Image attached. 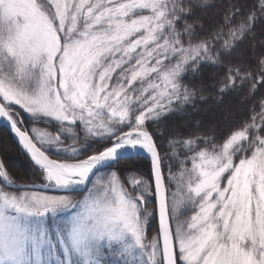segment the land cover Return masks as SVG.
Masks as SVG:
<instances>
[{"label": "snow or ice", "instance_id": "1", "mask_svg": "<svg viewBox=\"0 0 264 264\" xmlns=\"http://www.w3.org/2000/svg\"><path fill=\"white\" fill-rule=\"evenodd\" d=\"M215 7L0 0V118L54 193L0 161V264H264V0ZM209 94L247 117L207 127Z\"/></svg>", "mask_w": 264, "mask_h": 264}, {"label": "trees", "instance_id": "2", "mask_svg": "<svg viewBox=\"0 0 264 264\" xmlns=\"http://www.w3.org/2000/svg\"><path fill=\"white\" fill-rule=\"evenodd\" d=\"M213 2L216 5L215 9H210L208 12L203 14V16L206 20L210 17L211 18H219L220 13L223 9V6L227 2V0H213ZM259 32H264V26H262L258 30V35H259ZM215 75H216V73H214V72L210 73L208 76V79L211 80V78ZM239 99L240 98L238 96H230V97H226L221 104H215L214 103V94H209L208 104L201 106V111L197 114V119L204 122L207 127H215L218 124L222 125L225 122H222L220 120V118L218 117V115L216 116L217 113L215 110L219 109L220 107H222L226 104L232 105V104H234L235 100H239ZM248 111H249L248 107L245 105V103H243V105L240 107V111H232V116L229 119H231L233 121H238L240 119L246 118L248 115ZM210 115H212V117H214V118H211V120L213 121V124H212V121L209 120ZM24 120L28 124H31V122H29V120H26V118H24ZM216 120H217V122H216ZM53 129L54 128L52 126V128L50 130L53 131ZM66 142L71 143L70 138H66ZM57 156H60V155L56 154L53 157H57ZM15 159L19 162L18 165L15 163V161H14ZM180 159H181L180 157H177L176 160H172V161H175L174 162L175 164H173V166L170 163L171 161H165V164L171 165V167H172L171 170L173 173H175L178 170V168L176 167V165H177L176 161H179ZM10 160H11V162H10ZM140 160H143V159H140ZM0 161L4 162L6 165V168L10 169L11 172L14 174L15 185H21V186L33 185V184H31V179H32V177H35V176H34L33 168L31 166L30 162L20 152V150L18 149L16 144L12 141L10 135L4 129L0 130ZM141 166L145 168V171L147 170L146 165H141ZM165 175L166 176L168 175L167 169L165 170ZM172 190H175V189L173 188Z\"/></svg>", "mask_w": 264, "mask_h": 264}, {"label": "rangeland", "instance_id": "3", "mask_svg": "<svg viewBox=\"0 0 264 264\" xmlns=\"http://www.w3.org/2000/svg\"><path fill=\"white\" fill-rule=\"evenodd\" d=\"M243 103L244 102H242L240 99L239 100H235V102H234V104H232V105H230V104H226V105H224V106H222V107H220L219 109H217V110H215L216 111V116L218 115V117L220 118V120L222 121V122H226L231 116H232V111H240V107L243 105ZM213 115V114H212ZM212 115H210V118H209V120H211V118H214V117H212ZM24 118H26V120H29V122H31L32 121V118L28 115V114H24ZM212 121V120H211ZM41 122H43V120L41 121ZM216 122H217V120H216ZM215 123V122H214ZM48 124H51L52 126H53V131H55L56 129H57V127H58V125H57V123L55 122V121H51V122H49ZM212 124H213V121H212ZM95 146V142H93L90 146H89V148H86V149H84V151H88V150H90L92 147H94ZM91 147V148H90ZM60 156L61 155H63V154H61V153H58ZM139 158L140 159H143V160H145L146 159V157H145V155H140L139 156ZM138 158V159H139ZM177 159V158H176ZM176 159H174V160H176ZM15 161V163L18 165V161L15 159L14 160ZM175 161H171L170 163L172 164V166H173V164H175L174 163ZM177 163L179 162V161H176ZM30 164H31V162H30ZM31 166H32V164H31ZM171 166V165H170ZM175 167V166H174ZM188 167L190 168V164H188ZM32 168H33V166H32ZM171 169H172V167H171ZM178 173H179V169L175 172V174H177L178 175ZM169 174V173H168ZM40 182H39V180H37V177H32V179H31V184H35V185H37V184H39ZM11 187H15V183L11 186ZM14 193H15V191H13ZM20 194H22V193H20ZM37 194H41V195H43V193H37ZM88 195V192L86 191L84 194H81V195H78V196H74V198L75 199H80V200H82L83 199V197H86ZM191 214V212H190V210H189V215ZM70 218V216H69V214L68 213H61V214H59L57 217H56V219H55V221H53V219L51 218V217H49L48 218V221H47V223H48V226H52L53 225V223H56L57 225H59V226H63L66 222H67V220ZM33 225H29V227H32ZM154 234V233H153Z\"/></svg>", "mask_w": 264, "mask_h": 264}, {"label": "water", "instance_id": "4", "mask_svg": "<svg viewBox=\"0 0 264 264\" xmlns=\"http://www.w3.org/2000/svg\"><path fill=\"white\" fill-rule=\"evenodd\" d=\"M0 125H1V128L5 129L8 132V134L11 137V139L16 144V146L19 148V150L30 160V158L27 155V153L21 148V145L19 143V140H18L17 136L12 132L10 124L6 120L0 118ZM18 188H31V187H17L16 189H18ZM33 190L40 191V192H45L43 190H40V186H37L36 189H33ZM84 191H85V189H83V188L82 189H78L76 191V193H74V194L82 193Z\"/></svg>", "mask_w": 264, "mask_h": 264}, {"label": "flooded vegetation", "instance_id": "5", "mask_svg": "<svg viewBox=\"0 0 264 264\" xmlns=\"http://www.w3.org/2000/svg\"><path fill=\"white\" fill-rule=\"evenodd\" d=\"M44 124V127H47V128H50V124H45V123H43ZM50 156H55L56 154H57V152H55L54 150H52V149H49V153H48ZM48 194H50V193H48Z\"/></svg>", "mask_w": 264, "mask_h": 264}, {"label": "bare ground", "instance_id": "6", "mask_svg": "<svg viewBox=\"0 0 264 264\" xmlns=\"http://www.w3.org/2000/svg\"><path fill=\"white\" fill-rule=\"evenodd\" d=\"M141 155H144V154L142 153ZM10 162H11V160H10ZM10 164H11V163H10Z\"/></svg>", "mask_w": 264, "mask_h": 264}]
</instances>
